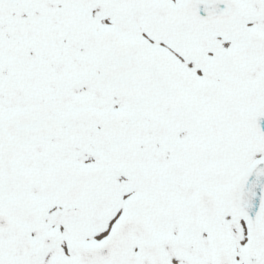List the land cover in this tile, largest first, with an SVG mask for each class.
Returning <instances> with one entry per match:
<instances>
[{
  "label": "snow or ice",
  "instance_id": "6c2138e0",
  "mask_svg": "<svg viewBox=\"0 0 264 264\" xmlns=\"http://www.w3.org/2000/svg\"><path fill=\"white\" fill-rule=\"evenodd\" d=\"M0 264H264V0H0Z\"/></svg>",
  "mask_w": 264,
  "mask_h": 264
}]
</instances>
